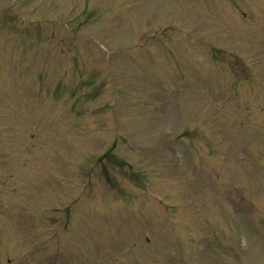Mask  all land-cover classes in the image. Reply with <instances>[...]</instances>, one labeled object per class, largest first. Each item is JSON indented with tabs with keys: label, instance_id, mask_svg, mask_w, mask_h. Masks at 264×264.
<instances>
[{
	"label": "rangeland",
	"instance_id": "obj_1",
	"mask_svg": "<svg viewBox=\"0 0 264 264\" xmlns=\"http://www.w3.org/2000/svg\"><path fill=\"white\" fill-rule=\"evenodd\" d=\"M6 1L0 0V6H3L1 3ZM23 1L37 3V0H11L10 6L16 12L5 14L0 7V19L3 20L4 26L17 31L30 40L28 32L41 25L48 27L45 14L50 10H57L58 7L53 0H40L37 12L42 14L44 21L40 17L34 18L37 12H31L34 16H29L27 10H21L20 6ZM82 1L84 2V0ZM88 1V5L91 7L89 10H93V13L100 17L97 23L92 22L90 25L87 24L82 27L89 30V32H93L91 34H95L94 32L97 31L104 37L93 36L89 40L85 38L86 40L83 41V44L88 47L92 59L104 67V82L107 83V86H103V94L100 95L102 101L97 107H101V110L97 112L96 122L107 119L108 114L115 109L120 101L119 109H116V116L119 118V123L123 122V125H120L116 118L109 117L114 122L111 128L114 133L113 140L126 138L123 134L118 133L122 128L123 132L127 133L126 135L131 136L130 138H136L142 142L139 143L136 140L142 146H146L148 142L151 144L156 140L160 144L162 140L168 139L171 133L183 124L188 125L190 123L193 127L205 124V116L215 117L218 119L219 125L229 132L223 133L219 129H214L206 140L209 155L197 157L195 152L190 151L184 156V161L181 163H176L175 159L178 158L182 147L178 142H172V140L177 139L180 131L175 133L172 140L168 139L163 143L162 146L164 147L161 148V151L156 149L153 152V149L146 148L145 151H140L138 154L127 150L124 146L122 149L119 148L120 146L116 148L121 151L118 152L117 158L123 159V163L128 162L135 165L128 168V176L136 183L146 185L145 188H152L151 190L160 193L158 196H152L149 201L155 204L154 207L160 214L168 215L173 219L177 218L178 222L174 221L176 228L174 230L173 228H171L172 230L166 229L159 224V219L155 217H153L155 221L153 222L150 215L152 207L149 203V206L145 209V215L149 217H146L145 221L146 223L149 221V224L147 223L148 225L145 227H143L145 223L143 212L125 211L123 213H127L126 216H119L120 210L111 207L112 203L118 201L121 205L123 204L116 198L117 194L126 202H131V198H129L130 192L124 190L117 192V187H123L129 191H134L136 188L125 171L122 170L123 163L121 164L118 160H110L107 161V167L111 168L110 172L106 171L107 173H105L101 168L94 172L93 182L96 193H91L88 196L93 204L92 201L105 200L110 207L108 212L114 217H118L115 219L110 214L104 213L103 209L99 211L96 208L87 209L84 213V209L78 206L65 219L59 221L61 231L64 233V243H67L66 248L72 252L71 248L75 245L74 231L78 233L79 230L82 232L89 230V222L87 224L82 223L81 216L85 214V219L95 221L97 230L99 229L107 236L114 235L113 239L120 240V242H107L108 238L101 234L94 237L99 244H105L108 249H113L112 252L107 253V258L120 257L118 260L116 259L117 264H121L125 260L131 264H173L170 260L165 262V254L159 252L165 251L169 254V250L165 249L164 245L171 241L172 243L167 245L173 248L175 254L174 256L171 255V258L173 256L176 261L184 264H264V124H258L261 118L256 112V109L264 108V104L256 103V109L245 107L246 103H250L247 96L249 98H252V96L258 97V95H255L258 86L253 90V86L248 82H240L242 83L240 87L236 83L232 91L225 89L226 92L223 96L225 99H222V97L220 100H223V102L219 104L215 103L218 100L216 98L209 100L207 94L205 96H208V99H204L200 92L201 88L203 91L214 89L220 84L216 77L207 75V73L219 71L225 76L227 72L233 70L235 74V71H243V63H250L252 68L249 70L254 74L253 79L257 77L264 84V59L248 60L243 57L244 61L237 59L234 61L227 59L213 61L211 50L207 51L195 46L191 49L192 56L190 57L186 56L184 51L178 52L181 49L174 45L172 52L175 51L174 56L181 63L180 66H178L177 61L175 64L172 55L165 56L161 51L158 58L153 62L158 66L156 70H152L145 62L137 64L138 57L133 61H129L132 65L130 66L131 69L129 67L119 68V65L124 62L128 65L129 49L131 47L126 48L125 45L132 43V40L135 41L128 34L124 37H121V34L130 31L133 26L142 28L147 26L148 23L152 25L153 17L156 15H159L163 22H168L174 16H177L175 24L178 27H188L189 24L185 21L186 13L181 12L185 7L184 1L191 2L189 3L191 4L190 7L187 8L191 26L202 32V35L210 40V46L225 49L237 48L235 45H230L229 42L232 44L237 37H250L254 29L250 28L248 33V27L241 23L237 9L230 6L227 0H134V3L130 2L128 4L126 2L129 0ZM256 4H261V7H264V0H260ZM64 5L62 4L60 8ZM31 11H34V9L32 8ZM76 11H79V9ZM78 13L75 12L74 15ZM94 14L88 15V19L96 18ZM71 16L67 11L62 15L54 16L57 19L52 25H61L70 31L72 25L77 27V18L74 16L75 19L71 20ZM129 18L135 21L131 22ZM12 19H16L15 25L9 23ZM223 23L225 26L238 24V31L229 32L221 28ZM39 31L40 33H37L35 37L41 38L44 36V30L40 29ZM79 32L80 34L84 33V31ZM109 34L115 37L114 39L113 36H110L111 39H114L111 42L105 39ZM9 35V33L6 34L3 39ZM61 35L69 44H75V38L78 37H73L66 32H61ZM23 37L16 41L17 45L22 51L29 52V55L34 54V61L36 62L42 54L43 45H38L35 51L34 43L32 42L31 45V40L29 42ZM248 40L251 39L248 38ZM60 41H57L55 45L62 51L65 48ZM223 41L225 42L223 43ZM185 42H189V39H185ZM9 46L13 47L9 43H0V52L3 53H0V106L2 107L0 108V137H4L3 142L0 144L11 145L12 149L0 145V151L5 152L4 150H6L9 152L11 150L17 153L18 158L10 159L7 162L5 159H1L0 165L5 164L9 168L14 163L17 166H23L27 162L28 166L29 164L34 166L37 158L42 155H53V158L57 160L55 155L61 153V155L63 154L62 160L67 163L66 166L79 167L88 164L89 160L98 154L99 150L101 153L107 151L105 145L102 144L103 141L90 133L88 125L85 123H83L84 125L78 124L75 120L74 110L67 103V100L72 101V97L67 99L66 95L60 94L58 95L60 97L59 101L54 99L52 92L53 76L44 78L42 82L41 91H45L43 97L42 94L40 97L39 91L34 92L35 83L31 89L33 81L20 74V72L23 74L26 70L21 69L20 63L13 65L8 60V56H4V53L10 52ZM154 47L159 48L158 45ZM66 52L69 51L66 50ZM28 54L20 58L23 60L27 58L29 61ZM16 56L18 58L20 55L16 54ZM61 59L72 62L76 61V56L71 51L70 56H63ZM83 59L88 69L94 65L86 52L83 53ZM175 67L187 71L186 73L192 78V81L189 79L184 81L185 87L181 85L182 81L179 77L174 79ZM19 68L20 72H18V75L16 73L15 77V71H18ZM42 71L34 72L36 81H40ZM252 75H250L251 78ZM93 76L92 74L90 79ZM108 76L111 84H108ZM149 76H152L150 78L152 81L156 80L158 82L153 83V85L151 83L144 85L143 83V86H141L139 81L147 82ZM120 77L125 89L117 85L116 81ZM171 80L172 84L176 86L175 90L182 91L191 87L186 98L187 103L183 101L179 93L168 95V89L172 87ZM63 81L64 78L58 77L56 83ZM101 85H90L85 80L79 84V91L74 97L82 102L90 93H99ZM163 86L167 88L163 89ZM36 93H38L39 98L36 97ZM166 93L167 98H165ZM158 97L168 100L171 109L175 111L170 112L167 109L162 116L163 112L160 105L155 101ZM4 104H11V107L3 108ZM180 104H182V108H178ZM91 105L96 106L95 101L89 104V106ZM168 120H170L169 123H167ZM241 120L244 121L247 130H250L252 125L256 126L258 124L260 127L258 133L252 132L253 135L249 138L251 141L249 147L241 146L242 142L236 139V133L242 127L239 123ZM100 129V127L97 128V130ZM185 132L184 140L186 142L193 139L200 141L206 139L205 132L199 129L195 128L193 131L185 129ZM30 133H33V137L26 139V136ZM104 136L109 142L112 141L110 132H106ZM127 144L129 147L135 145L130 139H127ZM237 147L245 156L240 155ZM198 148H203V145H199ZM14 155L16 156L15 153ZM237 159L238 163H250L252 161L254 162L253 167L243 169L235 163ZM168 160H175L170 168L169 164H165L168 163ZM192 161H195L198 165H188ZM60 163L61 160L60 162L56 161L55 166L48 168L38 166L33 171L22 170L23 167H18L20 171L16 173L17 176L14 178L16 184L12 179H6L5 182L0 183V185L6 187L2 189L0 187V207L4 210L0 215V227L3 230L0 243L7 245L10 229L19 230V237L22 236L27 225L28 230L32 231L30 238L35 241L32 244H38L46 224L50 226L53 221L43 222L38 219L37 222L31 220L27 223L26 218L30 219L29 208L30 212L34 208L30 204H37L35 207L41 208L48 215L49 202L52 198L45 195L46 191H49L52 195L55 193L60 198L61 203L62 201L68 202V196L63 190L59 189V184L54 181L55 176L53 174L62 171ZM48 165H51V163H48ZM2 169L5 170V168ZM89 170L90 167H86V171ZM30 174L33 176L25 178V176H31ZM145 174H147V177ZM180 174L186 177V182L178 177ZM83 175L85 178L88 177L87 173ZM4 176L12 175L9 172L0 171V180ZM56 177L61 181L60 175L57 174ZM28 179L30 180L27 181ZM145 180L149 182L151 187ZM20 182H23L21 186L19 185ZM220 184L225 185L226 189L220 188ZM9 185L11 186L9 187ZM233 187L238 188L241 194L246 193L249 197L246 201L249 203L238 199L233 204L234 208H231L225 200L234 198ZM12 188L19 190L16 192ZM220 189H224L225 196ZM71 191H74L73 188H71ZM21 192L30 200L35 197L34 200L28 202L29 208L26 206V198L20 195ZM136 192H138L137 189ZM235 195L238 197L237 194ZM139 196L141 198L148 197L140 189ZM195 203H198V206ZM136 204L137 202L134 205ZM251 204L259 210L260 220L249 215ZM169 220L171 219L169 218ZM223 221L226 222L225 226H221ZM126 222H128V226ZM168 225L172 227L173 222L168 223ZM138 226L143 228L140 229ZM94 233L100 232L95 229L90 230L88 237ZM145 234L150 236L151 240L149 242L144 241L143 236ZM15 235H18V232L13 233L12 237ZM77 242L79 245L80 239ZM124 243L129 245L132 251ZM99 244L95 242L90 251L83 247L79 248L82 264H92L90 252L92 260L97 259L103 253V248ZM117 247L120 248L122 253H129L124 255L114 249ZM39 251L40 249L36 250V253ZM19 255L21 257L29 254L27 249H23L22 252H19ZM46 255V263L41 261V264H67V257H64V254L60 251L46 253ZM157 255L161 259H158ZM31 260H34L33 255L26 258H14L8 249L0 245V264H29ZM107 263L116 264L115 258L108 260ZM95 264L99 263L95 262Z\"/></svg>",
	"mask_w": 264,
	"mask_h": 264
}]
</instances>
